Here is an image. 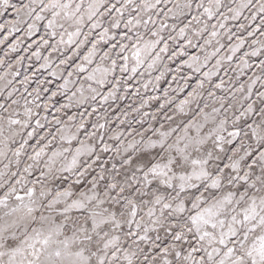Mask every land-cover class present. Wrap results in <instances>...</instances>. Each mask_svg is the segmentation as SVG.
<instances>
[{
	"label": "snow or ice",
	"instance_id": "6c2138e0",
	"mask_svg": "<svg viewBox=\"0 0 264 264\" xmlns=\"http://www.w3.org/2000/svg\"><path fill=\"white\" fill-rule=\"evenodd\" d=\"M0 264H264V0H0Z\"/></svg>",
	"mask_w": 264,
	"mask_h": 264
}]
</instances>
